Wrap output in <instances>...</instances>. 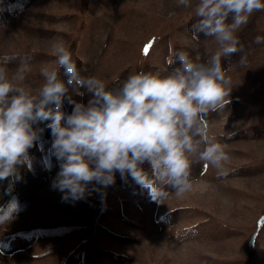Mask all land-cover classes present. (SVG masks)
Masks as SVG:
<instances>
[{
	"label": "rangeland",
	"instance_id": "rangeland-1",
	"mask_svg": "<svg viewBox=\"0 0 264 264\" xmlns=\"http://www.w3.org/2000/svg\"><path fill=\"white\" fill-rule=\"evenodd\" d=\"M192 19L178 0H0V55L31 54L24 83L35 91L40 67L55 62L51 44L63 40L84 75L113 87L133 72L166 69L170 44L206 60L215 44L192 39ZM256 35L264 36V11L238 32L248 66L238 65L240 54L223 61L230 103L206 118L226 145L227 177L194 164L192 190L177 197L169 189L157 203L117 172L102 192L62 201L51 187L59 166L45 128L30 149L31 170L21 169L19 209L0 216V264H264V96L252 95L264 85V43H253Z\"/></svg>",
	"mask_w": 264,
	"mask_h": 264
},
{
	"label": "clouds",
	"instance_id": "clouds-1",
	"mask_svg": "<svg viewBox=\"0 0 264 264\" xmlns=\"http://www.w3.org/2000/svg\"><path fill=\"white\" fill-rule=\"evenodd\" d=\"M178 4L192 9V39L203 36L215 44L204 61L170 44L166 69L133 72L109 87L94 75H84L65 42L54 40L55 62L40 67L44 82L33 91L24 83L31 54L0 55L2 195L14 191L23 178L21 169L31 170L30 149L45 128L51 134L50 155L59 166L51 187L63 193L62 201L102 192L115 183L117 172L157 203L169 197V189L177 197L192 190L194 164L211 166L219 178L230 174L226 145L210 133L206 118L230 103L231 81L223 61L240 54L237 63L247 64L248 52L238 32L255 12L264 11V0ZM253 43H264V36L256 35ZM14 62L9 73L8 65ZM86 94V103L75 99ZM65 103L71 105L70 113ZM234 135L228 132L227 139ZM9 209H19L15 198L0 206V216Z\"/></svg>",
	"mask_w": 264,
	"mask_h": 264
},
{
	"label": "trees",
	"instance_id": "trees-1",
	"mask_svg": "<svg viewBox=\"0 0 264 264\" xmlns=\"http://www.w3.org/2000/svg\"><path fill=\"white\" fill-rule=\"evenodd\" d=\"M238 65H235L234 68L237 67ZM244 66H248V65L246 64ZM256 94L259 95V96H264V85L260 84V87L252 95H256ZM44 132L46 133V135H49V134H47L48 132L46 130H44ZM46 137H48V136H46ZM0 192H1V194L3 193V186H0ZM18 193H19V183L17 182L16 185H15L14 191L11 193V195H2L4 203L7 204L10 200H12L13 198L17 197ZM249 263H250V258H248V263L247 264H249Z\"/></svg>",
	"mask_w": 264,
	"mask_h": 264
},
{
	"label": "snow or ice",
	"instance_id": "snow-or-ice-1",
	"mask_svg": "<svg viewBox=\"0 0 264 264\" xmlns=\"http://www.w3.org/2000/svg\"><path fill=\"white\" fill-rule=\"evenodd\" d=\"M148 47H150V46H146V48H145V52H147Z\"/></svg>",
	"mask_w": 264,
	"mask_h": 264
},
{
	"label": "bare ground",
	"instance_id": "bare-ground-1",
	"mask_svg": "<svg viewBox=\"0 0 264 264\" xmlns=\"http://www.w3.org/2000/svg\"><path fill=\"white\" fill-rule=\"evenodd\" d=\"M209 125V124H208ZM179 239V238H178Z\"/></svg>",
	"mask_w": 264,
	"mask_h": 264
}]
</instances>
